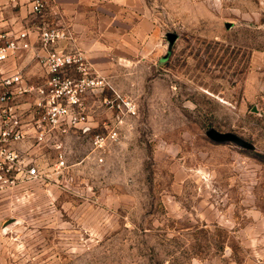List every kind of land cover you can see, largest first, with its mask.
<instances>
[{"label": "rangeland", "instance_id": "obj_1", "mask_svg": "<svg viewBox=\"0 0 264 264\" xmlns=\"http://www.w3.org/2000/svg\"><path fill=\"white\" fill-rule=\"evenodd\" d=\"M61 19L48 6L66 32L51 49L81 59L33 75L73 121L35 151L42 178L0 191V264H264V0H92Z\"/></svg>", "mask_w": 264, "mask_h": 264}, {"label": "built area", "instance_id": "obj_2", "mask_svg": "<svg viewBox=\"0 0 264 264\" xmlns=\"http://www.w3.org/2000/svg\"><path fill=\"white\" fill-rule=\"evenodd\" d=\"M18 1V0H12ZM31 12L44 16L48 8L47 0H27ZM39 37L48 49L42 62L52 74V81L58 82L60 69L72 65L81 58L76 54L51 49L66 36L65 30L46 23L39 25ZM28 34L20 32L15 38L0 33V64L28 49ZM0 191L14 188L31 180L43 177L40 164L34 153L42 145L61 148L54 130L66 131L65 120H72L68 109L58 100L59 94H48L44 85H27L21 71L2 74L0 78ZM25 95L33 97L36 111L29 118L19 106ZM68 120V121H69ZM73 121V120H72ZM71 121V122H72ZM20 144L22 147H19Z\"/></svg>", "mask_w": 264, "mask_h": 264}, {"label": "crops", "instance_id": "obj_3", "mask_svg": "<svg viewBox=\"0 0 264 264\" xmlns=\"http://www.w3.org/2000/svg\"><path fill=\"white\" fill-rule=\"evenodd\" d=\"M48 6L52 8L53 21L61 17L66 25L71 21L69 20L70 13L76 6H84L87 2L91 3L92 0H47ZM57 14L55 15L54 13ZM60 12V13H58ZM44 16H37L31 12L30 5L27 0H0V33H5L9 38H15L20 32H26L28 34L27 40L30 43L28 49L22 50L17 56L10 58L3 64H0V78L2 74L13 71H21L24 77V81L27 85H41L42 79L38 76H34L33 72L38 69L37 57H44L48 49L39 45L37 40L39 37V25L45 22ZM41 42V40H40ZM35 58V59H34ZM41 81V82H40ZM1 88V84H0ZM33 98L32 96L25 95L19 106L25 111L24 117L29 118L28 111L24 108L26 99ZM24 144H20L22 147Z\"/></svg>", "mask_w": 264, "mask_h": 264}, {"label": "water", "instance_id": "obj_4", "mask_svg": "<svg viewBox=\"0 0 264 264\" xmlns=\"http://www.w3.org/2000/svg\"><path fill=\"white\" fill-rule=\"evenodd\" d=\"M168 36H169V42H170L169 48L171 49V47L174 44V41L177 38V34L170 32ZM167 57L168 56H165L163 59H167ZM206 135L209 137L210 140L218 144L233 143L242 148L250 147V143L245 138H243L239 134L232 132V131L223 132V131L216 129L215 127H210L209 129H207Z\"/></svg>", "mask_w": 264, "mask_h": 264}, {"label": "trees", "instance_id": "obj_5", "mask_svg": "<svg viewBox=\"0 0 264 264\" xmlns=\"http://www.w3.org/2000/svg\"><path fill=\"white\" fill-rule=\"evenodd\" d=\"M262 157H264V156L262 155Z\"/></svg>", "mask_w": 264, "mask_h": 264}]
</instances>
